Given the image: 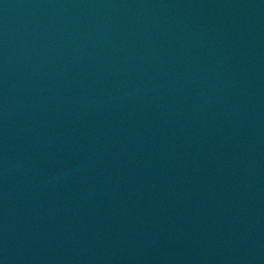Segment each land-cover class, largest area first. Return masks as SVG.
<instances>
[{
	"label": "water",
	"instance_id": "95a60500",
	"mask_svg": "<svg viewBox=\"0 0 264 264\" xmlns=\"http://www.w3.org/2000/svg\"><path fill=\"white\" fill-rule=\"evenodd\" d=\"M0 264H264V0H0Z\"/></svg>",
	"mask_w": 264,
	"mask_h": 264
}]
</instances>
